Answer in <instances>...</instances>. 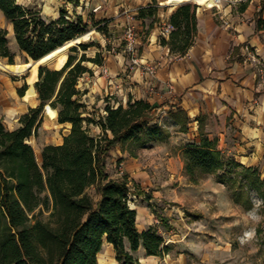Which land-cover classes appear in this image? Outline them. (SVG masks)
I'll return each instance as SVG.
<instances>
[{
    "label": "trees",
    "instance_id": "1",
    "mask_svg": "<svg viewBox=\"0 0 264 264\" xmlns=\"http://www.w3.org/2000/svg\"><path fill=\"white\" fill-rule=\"evenodd\" d=\"M190 2L199 5L200 0H184L169 16V36L160 38L163 47L179 56L193 46L197 31L196 6ZM0 11L12 26L17 46L34 63L46 61L64 47L70 52L90 30L81 15L71 17L66 10L49 22L39 10L16 0H0ZM156 12L153 4L140 9L138 18L153 17ZM255 25L264 31L262 10ZM91 46L78 44L72 51L81 48L86 52ZM0 58L14 69L7 31L1 28ZM86 63L101 66L102 56L98 53L87 59L83 55L79 60L70 56L54 70L39 66L33 81L39 106L29 108L14 130L0 120V264H99L105 241L115 250L118 264H141L133 255L141 246L147 256L164 257L172 251L156 229L138 231L137 211L129 204L134 193L125 179L109 175L105 163L118 145L123 150L130 145L144 149L153 142L167 141L171 132L158 123L153 106L143 100L129 101L127 106L107 105L103 115L89 113L84 102L87 91L80 87L84 76H93ZM27 71L30 75V68ZM25 91L23 87L19 95L23 97ZM45 107L59 124L70 125V131L62 144L42 149L39 165L28 141L38 134ZM181 116L175 119L178 124L186 122ZM90 126L101 133L93 136ZM181 130L186 131L184 125ZM200 136L199 144L182 151L186 175L194 179L197 173L238 167L241 170L231 181L245 182L264 203V178L258 170L227 160L215 141L202 132ZM241 194L242 190L233 191L236 201Z\"/></svg>",
    "mask_w": 264,
    "mask_h": 264
},
{
    "label": "crops",
    "instance_id": "2",
    "mask_svg": "<svg viewBox=\"0 0 264 264\" xmlns=\"http://www.w3.org/2000/svg\"><path fill=\"white\" fill-rule=\"evenodd\" d=\"M88 1L79 0L82 10L87 9ZM183 1L91 0L90 3L91 12L112 18L111 33H124L129 26L134 27L139 64L133 63L134 57L131 58L125 48L113 54L108 52L103 64L96 65L98 70H92L93 81L84 84L86 106L90 103L95 108H92L93 113L103 115L107 105L127 106L129 101L143 100L153 106L160 125L165 126V118L170 121L167 128L171 137L165 142H153L137 152H131L128 147L123 150L120 145L110 150L106 167L110 156L117 157L125 168V176H138L141 168L156 166V160L146 164L140 156L142 152L162 146L165 155L162 159H168L165 164H173L176 158L168 148L174 144L180 146L182 143L176 142L181 140L184 144L177 160L182 168L180 153L188 146L199 144L201 132L215 141L223 154L225 149L234 152L236 161L242 165L264 166V31H258L255 25L259 11L264 13V0H220L218 5L212 0H200L199 5L196 4L197 31L193 46L187 54L179 56L163 47L160 38L169 16L185 4H181ZM153 4L157 7L155 16L138 18L140 9ZM67 13L70 15L69 11ZM59 14L57 11L46 21L57 19ZM0 18L12 30L1 11ZM11 40L15 41L14 34ZM147 67L155 68L154 76L146 72ZM15 68L21 70V67ZM15 108L20 109V105H9L7 112L13 113ZM181 113V120L186 122L178 124L175 119ZM58 125L67 128L64 138L69 134L70 125ZM182 125L185 132L181 130ZM96 128L99 135L101 131ZM60 144L62 142L45 146ZM139 223H143V227L146 224L147 228L153 226L147 206L137 211V228L142 232ZM133 255L141 264H182V261L168 263L166 258L147 256L142 246ZM116 257L112 245L105 241L98 255L99 264H118Z\"/></svg>",
    "mask_w": 264,
    "mask_h": 264
},
{
    "label": "rangeland",
    "instance_id": "3",
    "mask_svg": "<svg viewBox=\"0 0 264 264\" xmlns=\"http://www.w3.org/2000/svg\"><path fill=\"white\" fill-rule=\"evenodd\" d=\"M16 1L20 5L40 10L45 20L61 10L69 11L71 17L76 14L81 15L90 26V30L79 44L92 43L93 46L86 52L81 48L73 52L72 49L78 47L77 44L70 49V52L68 47H65L46 61L34 63L21 52L16 42L11 40L12 30L0 18V28L7 31L8 48L15 64L13 69L7 65V59L0 58V120L8 130H14L19 126V119L27 113L28 108H35L40 104L34 89L35 84L33 87L39 66H47L46 68L50 70L59 69L64 65L67 57L69 59L71 56L79 60L85 55L87 59H93L98 53L104 62L105 57L109 55L108 52L113 54L125 48L124 33H111L112 18L91 12L89 8L91 0L88 1L87 9L84 7L83 10L79 0H73L74 3L72 0ZM188 4L197 7L192 2ZM136 54L137 51L135 55L131 54V58H136ZM26 62H30V65ZM86 65L93 71L98 70L93 63ZM15 66L21 67V70H17ZM28 68L30 75L29 71L25 72ZM23 72L25 73L22 74ZM89 80L93 81L92 76L86 75L80 80L82 90L85 83L89 84ZM26 81L30 84V88ZM23 87H26L24 99L19 95V89ZM13 103L20 105V109L15 108L13 113H8L7 108ZM87 107L92 114L94 107L90 103ZM55 119L54 114L44 109L43 124L37 136L28 141L39 165H41L42 148L47 144L62 142L63 135L67 133L66 126L60 127ZM163 122L164 127L167 128L169 119L165 118ZM90 133L97 136V128L90 126ZM178 142L182 144L180 146L174 144L168 148L176 158L173 164H165L168 163V159L165 161L162 159V156L165 157L162 146L141 153L140 159L143 163L150 164L156 160L157 164L141 168L138 176L135 174L125 176V168L121 166L120 160L117 161V157L110 156L106 167L112 177L118 180L125 179L129 183L134 193L130 197L131 208L137 211L142 206L149 208L153 223L149 228L160 232L166 244L172 246L170 254L162 258H166L168 263L182 261V264H264V203L257 192L246 186L245 182L235 184L231 181L241 169L236 167L231 170L227 167L214 174L197 173L192 179L184 171L182 153H180L182 168L179 167L177 157L184 141L176 143ZM128 149L131 152L141 151L134 145L128 146ZM224 156L227 160L237 162L234 152L228 149H225ZM252 168L257 169L261 178H264V166ZM172 175L174 178H171ZM241 190L242 197L236 201L233 191ZM146 198L148 202L144 203ZM249 201L252 206H249ZM145 225L143 227V223H139L140 231L149 229Z\"/></svg>",
    "mask_w": 264,
    "mask_h": 264
},
{
    "label": "built area",
    "instance_id": "4",
    "mask_svg": "<svg viewBox=\"0 0 264 264\" xmlns=\"http://www.w3.org/2000/svg\"><path fill=\"white\" fill-rule=\"evenodd\" d=\"M219 3H220V0H216L214 4L218 5ZM171 30H172L171 26L169 24H165L163 29H162V36L167 38L169 36ZM123 40L125 42V50L128 53L135 55L136 47H137V43H138V38H137V35L135 33V29L133 26H129L126 29V31L124 32V35H123ZM133 63L136 65L139 64L138 59L133 58ZM146 72L150 76H154L155 75V68L154 67H147ZM130 203H131V199L129 201V204Z\"/></svg>",
    "mask_w": 264,
    "mask_h": 264
},
{
    "label": "bare ground",
    "instance_id": "5",
    "mask_svg": "<svg viewBox=\"0 0 264 264\" xmlns=\"http://www.w3.org/2000/svg\"><path fill=\"white\" fill-rule=\"evenodd\" d=\"M216 0H212L213 3H215ZM42 162V161H41Z\"/></svg>",
    "mask_w": 264,
    "mask_h": 264
},
{
    "label": "water",
    "instance_id": "6",
    "mask_svg": "<svg viewBox=\"0 0 264 264\" xmlns=\"http://www.w3.org/2000/svg\"><path fill=\"white\" fill-rule=\"evenodd\" d=\"M78 44H79V43H78ZM78 44H77V45H78ZM45 110H46V107H45Z\"/></svg>",
    "mask_w": 264,
    "mask_h": 264
}]
</instances>
